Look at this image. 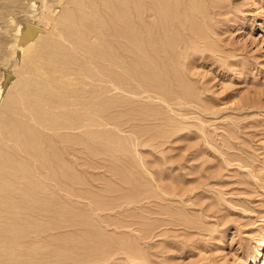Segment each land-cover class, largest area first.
Instances as JSON below:
<instances>
[{"label":"rangeland","instance_id":"374dc122","mask_svg":"<svg viewBox=\"0 0 264 264\" xmlns=\"http://www.w3.org/2000/svg\"><path fill=\"white\" fill-rule=\"evenodd\" d=\"M103 1L0 0V264H264V0L131 45Z\"/></svg>","mask_w":264,"mask_h":264},{"label":"bare ground","instance_id":"6f19581e","mask_svg":"<svg viewBox=\"0 0 264 264\" xmlns=\"http://www.w3.org/2000/svg\"><path fill=\"white\" fill-rule=\"evenodd\" d=\"M101 0H98V2H100ZM210 1H212V0H115V1H113V0H104L103 2L105 3L104 4V8H106V9H108V12H109V14H110V12L111 13H115V9L114 8H116V7H114V6H116L117 4V6L119 7V5H120V7H123L122 8V13L121 12H119V9H118V12L117 13H120V14H118V15H116L118 18H116V16H114V21L115 22H119V24H118V26H116V27H120L119 25L121 24L120 22H125V21H127V23H126V25L125 24H122V25H124L123 27H121V29L122 28H125V30L126 31H129V29H130V31H129V33H126V34H122V33H118L119 31H117L116 33H114L115 34V36L116 35H120V38L119 37H117V38H119L120 40H119V42H120V44L121 43H125V42H131V43H134V42H132L133 40H130V38H132V36L131 35H136L137 33H136V31L137 30H135L134 31V29H139V31L141 30H144V32L146 31L148 34H149V37H152L153 35H154V32L155 33H157L158 31H160V28L164 31L163 33H162V36L165 34V31H166V33L169 31V30H171V29H174V31L177 33V35H178V32L179 33H181V30H180V27L182 26V24L184 25V24H186V22L188 21V24H189V21L192 19L193 20V16L195 15V13H200L201 11H202V9L204 10V6H206V5H208V3L210 2ZM95 3V2H94ZM85 4H87V3H85ZM90 4V3H89ZM100 4V3H99ZM116 4V5H115ZM91 5V4H90ZM89 5V6H90ZM93 5H95V4H93ZM92 5V6H93ZM96 5H97V3H96ZM88 7V6H87ZM94 7V6H93ZM93 7H91V8H93ZM100 7H102V6H100ZM89 8V7H88ZM103 8V7H102ZM102 8H101V10H102ZM103 8V10L105 11V9ZM90 9V8H89ZM121 9V8H120ZM91 10V9H90ZM93 10H94V12H95V10H96V8L94 9L93 8ZM99 10V9H98ZM100 10V11H101ZM115 10V11H114ZM181 11H182V13H181ZM103 12V11H102ZM101 12V13H102ZM93 13V12H92ZM96 13V12H95ZM97 13H99V12H97ZM105 15L106 14H108V13H106V11L105 12H103ZM180 14H183V15H181V17L179 16ZM189 15L190 17L189 18H185L184 17V15ZM155 15V16H154ZM94 16H95V14H94ZM93 16V18H95ZM98 16H99V14H98ZM101 16V15H100ZM151 16H153V18H154V20L152 21V23H148L145 19L147 18V17H151ZM107 18V17H109L108 15L107 16H104L103 18H102V16H101V18H102V20L104 21V18ZM111 17V16H110ZM181 18L182 19V21H180L179 20V18ZM98 18V17H97ZM97 18H95L96 19V21H97ZM112 18H113V16H112ZM119 19V20H118ZM149 19V18H148ZM106 20V19H105ZM109 19H107L106 20V24H107V21H108ZM191 20V21H192ZM190 21V22H191ZM109 22H110V20H109ZM115 22H112V24L113 23H115ZM147 22V23H146ZM99 23H101V21L99 22ZM117 23H116V25H117ZM182 23V24H181ZM91 25H92V23H90ZM105 24V21H104V23L102 24V25H104ZM105 24V25H106ZM110 23H108L107 25H109ZM112 24H110V29L112 30V29H114V27H112L111 28V26H112ZM159 24L161 25V27L159 28ZM99 25H101V24H99ZM98 25V26H99ZM101 25V26H102ZM104 25V26H105ZM121 25V26H122ZM88 26V25H87ZM95 26H96V24H95ZM114 26H115V24H114ZM97 27V26H96ZM103 27V26H102ZM102 27H101V29H102ZM133 27H136V28H134L133 29ZM165 27V28H164ZM72 28V27H71ZM91 28H92V26H91ZM106 28V27H105ZM104 28V29H105ZM83 29V28H82ZM100 29V30H101ZM107 29V28H106ZM118 29H120V28H118ZM86 30V29H85ZM84 30V31H85ZM95 30V29H94ZM93 30V33L95 32L96 33V31H94ZM108 30V29H107ZM106 30V31H107ZM111 30H109V31H111ZM101 31H103V30H101ZM105 31V30H104ZM103 31V32H104ZM109 31H107V32H109ZM133 31L135 32V33H133ZM140 31V32H141ZM106 32V33H107ZM76 33V32H75ZM78 33V32H77ZM86 33V32H85ZM84 33V34H85ZM89 33V32H88ZM102 33V32H101ZM159 33V32H158ZM59 34V33H58ZM79 34V33H78ZM105 33H102V35H104ZM111 34V33H110ZM142 34V33H141ZM168 34V33H167ZM173 34V33H172ZM60 35V34H59ZM58 35V37H60ZM93 35V34H92ZM100 35V34H99ZM109 34H107L106 36H108ZM143 35H145V34H142V36L141 37H143ZM155 35H161V34H155ZM154 35V36H155ZM84 36V35H83ZM95 36V35H94ZM114 36V37H115ZM138 36V38L137 37H135V38H137V40L140 38L139 37V35H137ZM175 36V35H174ZM181 35L179 34V37H180ZM71 37V36H70ZM76 37V36H75ZM81 37V36H80ZM96 37H98L97 35H96ZM96 37H94V38H96ZM109 37V36H108ZM158 37V36H157ZM156 37V38H157ZM163 37H165V36H163ZM162 37V38H163ZM172 37V36H171ZM170 37V38H171ZM178 37V36H177ZM178 37V38H179ZM78 38L79 37H77V40H78ZM104 38V37H103ZM111 39H112V36L110 37ZM116 38V37H115ZM159 38V37H158ZM177 38V39H178ZM181 38V37H180ZM61 39V38H60ZM72 39H73V37H72ZM75 39V38H74ZM80 39V38H79ZM83 39V38H82ZM98 39V38H97ZM101 38H100V36H99V40H100ZM109 39V38H108ZM132 39H134V37L132 38ZM150 39V38H149ZM148 39V40H149ZM153 37H152V41H153ZM175 39V38H174ZM114 40H116V39H114ZM118 40V39H117ZM117 40H116V42H117ZM130 40V41H129ZM140 40V39H139ZM138 40V41H139ZM147 40V41H148ZM166 39H163V41H165ZM88 40H86V42H87ZM98 41V40H97ZM136 41V40H135ZM156 41V40H155ZM160 41H162V40H160ZM159 41V42H160ZM169 41H170V39H169ZM173 41H175V40H173ZM99 42V41H98ZM97 42V43H98ZM111 42H114L113 40H111ZM118 42V43H119ZM154 42V41H153ZM157 42V41H156ZM159 42H157V43H159ZM166 42H168V40H166ZM166 42H165V44H166ZM171 42H172V38H171ZM72 43V42H71ZM83 43V42H82ZM131 43L130 44H128V45H131ZM136 43V42H135ZM139 43H140V41H139ZM142 43V42H141ZM150 43V42H149ZM174 43V42H173ZM78 44V43H77ZM80 44V43H79ZM88 45H90L89 43H87ZM87 44H86V46H87ZM95 44V43H94ZM116 44V43H115ZM120 44H117V45H120ZM145 44H148V43H146V41H145ZM145 44H143V45H145ZM155 44V43H154ZM153 43H150L149 45H154ZM169 44V43H168ZM97 45H99V44H97ZM102 45V44H101ZM104 45V44H103ZM126 45V44H125ZM124 45V47H123V44L122 45H120V46H122L123 47V49L126 47ZM127 45V46H128ZM135 45V44H134ZM155 45H157V46H160L159 48L161 49V45H158V44H155ZM163 45V44H162ZM92 46H94V45H92ZM96 46V45H95ZM95 46H94V48H95ZM120 46H118L119 48H122V47H120ZM136 46H137V44H136ZM136 46H131L133 49H135L134 47H136ZM150 46V47H151ZM163 46H165V45H163ZM103 47V46H102ZM105 47V46H104ZM103 47V48H104ZM116 47V46H115ZM128 47H130V46H128ZM155 47V48H154ZM153 48H154V50L156 51V46H154ZM73 48V47H72ZM92 48V47H91ZM96 48H97V46H96ZM95 48V49H96ZM103 48H102V50H103ZM109 48H111V47H109ZM113 48V47H112ZM117 48V47H116ZM131 48V49H132ZM146 48H147V45H146ZM153 48H151V49H153ZM169 48V47H168ZM89 49V48H88ZM114 49V48H113ZM123 49H120V50H123ZM128 51L130 50V49H128V48H126ZM140 49V48H139ZM145 48H143V49H141V51L140 52H142V50H144ZM150 49V50H151ZM158 49V48H157ZM164 49V48H163ZM166 49H167V46H166ZM94 50V49H93ZM105 50V49H104ZM103 50V51H104ZM114 50H117V49H114ZM119 50V51H120ZM150 50H149V52H150ZM89 51V50H88ZM90 51H92V50H90ZM96 51V50H95ZM94 51V52H95ZM107 52L109 51V49L108 50H106ZM118 51V50H117ZM124 51H126V50H124ZM123 51V52H124ZM147 51H148V49H147ZM152 51V50H151ZM154 51V52H155ZM166 51V50H165ZM112 52V51H111ZM123 52H121L122 54H123ZM130 52V51H129ZM132 52H133V50H132ZM144 52V51H143ZM154 52H152V53H154ZM162 53L164 52V51H161ZM169 52V51H168ZM167 52V53H168ZM103 53V52H102ZM113 53V52H112ZM128 53V52H127ZM127 53H125V54H127ZM136 53H138L137 51H136ZM135 53V54H136ZM152 53H150L151 54V57H153V58H155L153 55H152ZM95 54V53H94ZM93 54V55H94ZM99 54H101V52H99ZM105 54V53H104ZM108 54V53H107ZM107 54H105L106 55V58H108V56H107ZM114 54V53H113ZM130 54V53H129ZM144 54V53H143ZM142 54V55H143ZM154 54H156V53H154ZM164 54V53H163ZM166 54V53H165ZM96 55H98V53L96 54ZM103 55V54H102ZM101 55V56H102ZM109 55H110V59H111V53H109ZM118 55V54H117ZM148 55V54H147ZM122 56V55H121ZM127 56H129L128 54H127ZM139 56V55H138ZM138 56H136V57H138ZM144 56H146V54L144 55ZM159 56V55H158ZM163 56V55H162ZM98 57V56H97ZM103 58H104V55L102 56ZM124 57V56H123ZM126 57V56H125ZM143 57V56H142ZM142 57H140V58H142ZM150 57V58H151ZM165 57V56H164ZM164 57H163V61H164ZM169 57V56H168ZM120 58V57H119ZM126 58H128V57H126ZM126 58L124 59V62H126L125 60H126ZM133 58H135V55L133 56ZM147 58V57H146ZM146 58H145V60L143 61V58H142V62L144 63L145 61H147L146 60ZM161 57H159V59H160ZM98 59V58H97ZM102 59V58H101ZM129 60H130V58H128ZM158 59V58H157ZM158 59V60H159ZM100 60V59H99ZM115 60V59H114ZM122 60H123V58H122ZM136 60V59H135ZM138 60H139V58H138ZM137 60V61H138ZM151 60H152V58H151ZM155 60V59H154ZM153 60V61H154ZM162 60V59H161ZM171 60V59H170ZM106 61H107V59H106ZM166 61V60H165ZM107 62H109V61H107ZM112 62V61H111ZM147 62H149V61H147ZM146 62V63H147ZM104 63V62H103ZM113 63V62H112ZM111 63V64H112ZM126 63H128V62H126ZM126 63H123V64H126ZM150 63V62H149ZM158 65H159V62H156ZM167 63V62H166ZM115 64L116 63H114V66H115ZM119 64H120V59H119ZM130 64V63H129ZM145 64V63H144ZM144 64H142L141 63V65H140V67L142 66V65H144ZM156 64V65H157ZM164 64V63H163ZM110 65V64H109ZM138 65H139V62H138ZM153 65V64H152ZM113 66V65H112ZM118 65H116V67H117ZM134 66V65H133ZM145 66H147V65H145ZM155 66V65H154ZM163 66V65H162ZM115 67V68H116ZM119 68H116V69H121V67L120 66H118ZM123 67H125V66H123ZM131 67V66H130ZM143 67V66H142ZM159 68L161 67V65L160 66H158ZM164 67V66H163ZM132 68H136V66L135 67H131L130 69L132 70ZM151 68V67H150ZM149 68V69H150ZM168 68V67H167ZM112 68H110V70H111ZM152 69L154 70V67H152ZM157 69V68H156ZM161 69V68H160ZM159 69V70H160ZM163 69V68H162ZM122 71H123V69H121ZM135 70V69H134ZM141 70H145V69H140V71ZM164 70H167L166 68L164 69ZM164 70L162 71L161 70V73H163L164 72ZM68 71V70H67ZM113 71H114V68H113ZM129 71V70H128ZM158 71V70H157ZM157 71H156V73H157ZM72 72V71H71ZM148 72H150V71H148ZM152 72V71H151ZM133 73H136V72H133ZM132 73V74H133ZM153 73V72H152ZM152 73L149 75L150 77H152L153 78V80H154V77L153 76H151L152 75ZM156 73H154V74H156ZM167 73H168V71H167ZM66 74H68V73H66ZM131 74V73H130ZM166 74V73H165ZM134 75V74H133ZM132 75V76H133ZM138 75V74H137ZM158 75V74H157ZM164 74H162V76H163ZM136 76V75H135ZM145 76H146V74H145ZM144 75L142 76V77H145ZM148 76V75H147ZM161 76V75H160ZM70 77V76H69ZM121 77H123L124 78V76H121ZM137 78H136V80H139V78L141 77V74H140V76H136ZM139 77V78H138ZM118 78V77H117ZM122 78V79H123ZM134 79H135V77H133ZM156 78V77H155ZM158 78H161V77H159L158 76ZM143 78H140V80L139 81H141ZM145 79V78H144ZM116 80V79H115ZM149 80H152V79H150L149 78ZM158 80V79H157ZM160 81H164V80H159V82ZM66 82H68V81H66ZM147 82V81H146ZM153 82V81H152ZM151 82V83H152ZM111 83V82H110ZM114 83V82H113ZM117 83H118V81H117ZM148 83H150V82H148ZM154 83V82H153ZM158 83V82H157ZM122 84V83H121ZM146 84V83H145ZM162 84V83H161ZM118 85V84H117ZM115 86L114 84H113V86L112 87H114V89L115 90H119L120 88L118 87V86H120V85H118V86ZM149 86H150V84H148ZM164 85V84H163ZM146 86V85H145ZM148 87V86H147ZM146 87V88H147ZM152 87V86H151ZM150 87V89L153 91V88H155V87H153V88H151ZM165 87V86H164ZM156 89H157V87H156ZM122 91H124V90H122ZM156 91V90H155ZM24 225V224H23ZM18 227V226H17ZM21 229V228H20ZM21 231V230H20ZM17 233V232H16ZM22 233V232H21ZM11 235H13V234H11ZM22 235H23V233H22ZM28 235V234H27ZM29 235H31V234H29ZM20 236H21V234H20ZM18 237H19V235H18ZM35 237H37V236H35ZM14 238V237H13ZM10 239V238H9ZM21 239V238H20ZM24 239V238H23ZM11 246H13V245H11ZM264 246V240H261V242H260V247H263ZM11 250H12V248H10ZM8 250V249H7ZM6 250V251H7ZM10 250V252H13V251H11ZM4 251V250H3ZM9 251V250H8ZM9 252V253H10ZM2 255H3V252H2ZM43 255V254H42ZM41 255V256H42ZM258 255H260V253H258ZM1 256V255H0ZM11 256H13V255H11ZM51 255H49V257H50ZM43 257V256H42ZM48 257V258H49ZM55 257V256H54ZM11 258H13V257H11ZM47 258V257H46ZM51 258V257H50ZM16 259V258H15ZM43 259H45V256H44V258ZM34 260H36V259H34ZM40 260H41V258H40ZM45 260H47V259H45ZM44 260V261H45ZM36 261H38V260H36ZM36 261H34V262H36ZM10 262V261H9ZM30 262V263H29ZM28 263L29 264H31V261H29ZM33 262V263H34ZM21 263H24V262H21ZM44 263H46V262H44ZM17 264H18V262H17ZM37 264H39V262L37 263Z\"/></svg>","mask_w":264,"mask_h":264}]
</instances>
